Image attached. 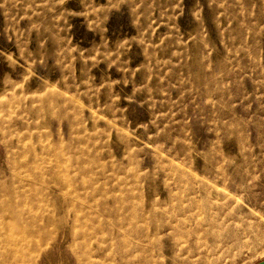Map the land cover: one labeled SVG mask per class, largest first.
Instances as JSON below:
<instances>
[{"label":"rangeland","instance_id":"rangeland-1","mask_svg":"<svg viewBox=\"0 0 264 264\" xmlns=\"http://www.w3.org/2000/svg\"><path fill=\"white\" fill-rule=\"evenodd\" d=\"M0 184V264L263 262L264 0H0Z\"/></svg>","mask_w":264,"mask_h":264},{"label":"bare ground","instance_id":"bare-ground-1","mask_svg":"<svg viewBox=\"0 0 264 264\" xmlns=\"http://www.w3.org/2000/svg\"><path fill=\"white\" fill-rule=\"evenodd\" d=\"M57 186H54L55 188H57V189H60V187L62 186L61 184H56ZM12 193H11V188H9V189H7L6 188V186H2L1 184H0V195H4V198L5 197H8V196H10ZM12 206V205H11ZM36 209V208H35ZM19 212V211H18ZM17 218H24V217H26V214L25 213H22V211H20L19 212V214H17V216H16ZM39 217V218H38ZM4 218H5V220H7L6 219V216H4ZM42 218H43V221L45 222V221H49L50 219L48 218V217H46L45 215H43L42 216ZM41 218H40V216H35L34 218H33V221L32 222H35V221H38V220H40ZM4 220V221H5ZM28 232H30V230L28 231ZM40 232H39V230L38 231H36V229H35V232L33 233H28L29 235H33V236H38V234H39ZM45 236V238H46V235H44ZM140 253V254H139ZM135 254H138V255H135ZM121 259H120V261H121V264H151V263H149L150 261L148 260L149 258H150V256H152V255H150L149 256V254L148 253H146L145 252V250H138V251H136V250H131V251H129L127 254H119L118 255Z\"/></svg>","mask_w":264,"mask_h":264},{"label":"water","instance_id":"water-1","mask_svg":"<svg viewBox=\"0 0 264 264\" xmlns=\"http://www.w3.org/2000/svg\"><path fill=\"white\" fill-rule=\"evenodd\" d=\"M258 264H264V261H263V262H260V263H258Z\"/></svg>","mask_w":264,"mask_h":264}]
</instances>
